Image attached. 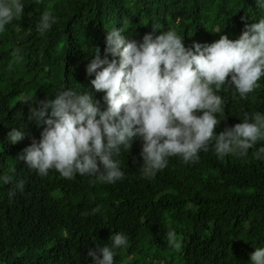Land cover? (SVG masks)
Here are the masks:
<instances>
[{
  "label": "trees",
  "instance_id": "trees-1",
  "mask_svg": "<svg viewBox=\"0 0 264 264\" xmlns=\"http://www.w3.org/2000/svg\"><path fill=\"white\" fill-rule=\"evenodd\" d=\"M23 3L24 12L0 33V175L13 177L0 183V264H91L88 250L110 246L111 232L128 236L114 264H249L250 253L264 246V161L253 158L264 140L245 156L219 159L211 147L194 162L171 156L164 169L145 178L139 171L142 140L136 139L129 150L122 148L125 175L114 183L79 174L68 179L54 169L41 176L16 157L42 130L28 120L30 106L53 99L58 89L86 90L101 110L106 107L90 83L94 74L85 70L96 47L103 58L106 30L125 29L129 39L140 41L157 24L155 34L175 29L191 46L221 34L238 38L246 23L264 17V9L255 0ZM45 10L56 22L41 34L36 25ZM258 84L245 99L222 86L217 134L245 112L264 113V76ZM29 96L33 101L25 102ZM11 128L25 131V138L11 144ZM19 179L24 189L10 198ZM168 229L175 230L178 246L169 245Z\"/></svg>",
  "mask_w": 264,
  "mask_h": 264
},
{
  "label": "clouds",
  "instance_id": "clouds-1",
  "mask_svg": "<svg viewBox=\"0 0 264 264\" xmlns=\"http://www.w3.org/2000/svg\"><path fill=\"white\" fill-rule=\"evenodd\" d=\"M255 3L264 9V0ZM23 12V0H0V33ZM55 22L52 12L45 10L37 31L43 34ZM157 29L161 27L152 24V31L140 41L129 39L125 29L106 30L103 58L96 47L85 69L87 75L94 74L90 83L103 93L106 107L101 110L99 101L86 90L64 87L53 93V99L34 101L38 106H30L28 120L42 130L16 160L41 176L54 169L68 179L79 174L114 183L125 175L118 159L121 150H129L136 139L142 140L139 171L145 178L164 169L171 156L194 162L209 147L219 159L245 156L264 140V113L260 112H245L239 123L218 134L214 131L220 123L216 114L224 105L218 94L222 86L245 99L264 76V17L246 23L236 39L221 34L212 43L194 41L191 46L175 29L158 35ZM28 101L33 97H26ZM26 134L11 128L7 138L16 144ZM253 158L264 161V146L253 152ZM10 182L11 175H0V183ZM23 189L24 180L19 179L8 195L11 198ZM92 211H99V206ZM165 235L169 245H176L174 229ZM109 240L110 246L97 244L95 250H88L91 264H114L117 249L128 245V236L122 232H111ZM249 264H264V246L250 253Z\"/></svg>",
  "mask_w": 264,
  "mask_h": 264
},
{
  "label": "rangeland",
  "instance_id": "rangeland-1",
  "mask_svg": "<svg viewBox=\"0 0 264 264\" xmlns=\"http://www.w3.org/2000/svg\"><path fill=\"white\" fill-rule=\"evenodd\" d=\"M140 2H142V1H138V3H140ZM138 3L136 4V6H138Z\"/></svg>",
  "mask_w": 264,
  "mask_h": 264
}]
</instances>
